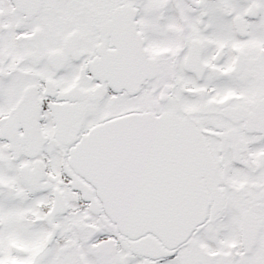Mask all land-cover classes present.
I'll use <instances>...</instances> for the list:
<instances>
[{"label":"snow or ice","instance_id":"obj_1","mask_svg":"<svg viewBox=\"0 0 264 264\" xmlns=\"http://www.w3.org/2000/svg\"><path fill=\"white\" fill-rule=\"evenodd\" d=\"M0 264H264V0H0Z\"/></svg>","mask_w":264,"mask_h":264}]
</instances>
